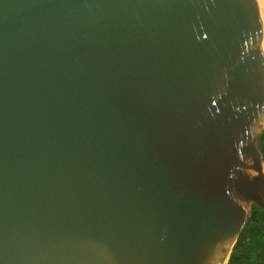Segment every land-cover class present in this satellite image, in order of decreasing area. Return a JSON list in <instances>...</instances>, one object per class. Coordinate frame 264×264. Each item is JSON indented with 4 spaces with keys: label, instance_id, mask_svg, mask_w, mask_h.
Wrapping results in <instances>:
<instances>
[{
    "label": "water",
    "instance_id": "obj_1",
    "mask_svg": "<svg viewBox=\"0 0 264 264\" xmlns=\"http://www.w3.org/2000/svg\"><path fill=\"white\" fill-rule=\"evenodd\" d=\"M263 130L258 0H0V264H228Z\"/></svg>",
    "mask_w": 264,
    "mask_h": 264
},
{
    "label": "trees",
    "instance_id": "obj_2",
    "mask_svg": "<svg viewBox=\"0 0 264 264\" xmlns=\"http://www.w3.org/2000/svg\"><path fill=\"white\" fill-rule=\"evenodd\" d=\"M260 147L264 158V130ZM228 264H264V210L253 205L250 218L241 233Z\"/></svg>",
    "mask_w": 264,
    "mask_h": 264
},
{
    "label": "bare ground",
    "instance_id": "obj_3",
    "mask_svg": "<svg viewBox=\"0 0 264 264\" xmlns=\"http://www.w3.org/2000/svg\"><path fill=\"white\" fill-rule=\"evenodd\" d=\"M258 1H259V6H260L261 18L264 24V0H258Z\"/></svg>",
    "mask_w": 264,
    "mask_h": 264
}]
</instances>
